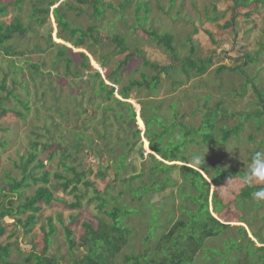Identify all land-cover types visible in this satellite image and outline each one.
I'll return each instance as SVG.
<instances>
[{
  "label": "trees",
  "instance_id": "16d2710c",
  "mask_svg": "<svg viewBox=\"0 0 264 264\" xmlns=\"http://www.w3.org/2000/svg\"><path fill=\"white\" fill-rule=\"evenodd\" d=\"M59 1L60 0H0V17L5 16L7 12H11V9H13L15 13L9 23L0 19V51L5 52L6 55L24 53V51L20 49V51H16L15 48L10 44L8 45V43L14 38V35H16L17 38L27 40L30 32L34 31L33 24L37 26L40 24L43 25L46 20H48L50 9L52 8V15L55 18L57 26L56 35L59 40L56 39V37L55 39L63 41L64 45L52 42L51 32H49L48 42L52 44L51 46L58 47L56 60L61 59V63L63 62L65 64L64 76L70 78V84L66 83L67 95L63 101H60L59 97L55 98L53 103H49L50 108H48V110L53 111L52 114L58 115L57 111L62 108L61 113L63 114L65 112L66 114V116L64 115L66 117V123L71 119L73 122L80 121L88 111H90L92 115L93 113L97 115V112L101 111L102 120L99 121V126L102 129L99 131L96 127L88 126L91 131L84 134L82 130L88 129L87 125L90 121L87 122L82 120L79 130H71L74 139L71 138V141H68L69 144L65 145L67 139L64 140L61 133H67L68 129L61 123L57 125L52 115H50V117L45 116L39 118L41 121L39 124H36L38 127L33 130L34 136L29 139V150L25 154L19 156V167L21 168L22 176L18 178L10 174L9 171H4V174L0 176V200L2 201L0 204V237L6 232V223L3 222L6 217L14 219L15 223L13 226L16 227L15 231L17 228H22L24 232H30L31 225L36 222L38 217L37 213L42 210V206H49L54 200L62 201V199L54 195V189H56L57 186H59L64 193L74 194V202H64L65 206L73 209L82 208L83 204L81 198L85 196L88 189L91 188L93 195L90 197V200L91 202H96L98 214L104 215L105 218H109L111 221L107 223V219L97 217V227H94L93 224L88 221H84L82 224L85 226L87 234L83 236V239H85V242L91 243L89 251L83 256L74 257L72 262L66 264H195V262L196 264H264V242L259 240L261 239L259 233L262 234V232L254 230V226L252 225L254 224V220L249 217V222L247 224L257 241L248 238L247 231L243 226H234L230 224V222L234 221L231 220L230 216L234 217V214H237L235 216L238 219L237 221L242 222L243 219L241 218L247 214L249 209L242 206L236 208L234 205L238 199H249L251 203H254L252 206L256 204H258V206L264 205V198L257 199L254 195L256 192L264 191V183L257 182L254 178L249 182H245L244 178L238 177L242 169L239 167H224L222 162L210 156V150L222 149L228 142L230 143L232 138L238 140L246 121H253L256 128L260 129L264 119V91H261L254 83L255 76L249 79L246 76L243 64L236 67L221 66V69H227L229 71H235L237 69L240 71L243 70L240 73L249 81L248 83H251V87L257 95L259 106L252 109L250 112L238 111L228 114L227 108L222 106V101H218L213 105H207L208 102L205 101L203 104L204 110L202 111L200 109L203 120L198 129L191 128L187 123H183L181 120L179 121L178 118L181 115H179L176 110V104H171L166 109L162 108V105L159 104L161 110L156 109V112L151 111L149 114L148 111H146V106L142 105L141 99L139 102L141 105V120L146 129V138L149 141V156L152 164L148 167V172L146 174L147 178L144 177L146 173L144 170L138 175H130L128 179L122 177L118 186L119 184L123 188L127 186L131 198L126 200L124 191H120L117 195H114L113 190L117 186L115 182L118 176H121L120 173L123 172L122 175H126L127 170H130V168L134 169L129 163V154L135 149V139H139L141 130L136 128V109L132 103L125 100L130 98V92L135 90V88L136 90L145 88L151 91L149 95L156 96L157 94H155L154 91H156L158 86L162 83L161 74L164 73L167 75L176 68H180L188 78L191 76V72L198 75L204 74L212 65V58L195 56L194 58L184 57L180 59L177 54L179 52L178 48L175 45H178V43H175L176 40L173 35L165 31L161 33L158 31L159 29L147 30V35L157 44L164 47V50L170 54L171 63L159 65L143 56L142 65H144L145 69L149 67L156 73L149 76L146 71L140 70V66H137L139 69L136 68L140 72L139 77L136 79H128L126 84H121L124 72L128 69L129 65L132 64L131 60L135 59L137 54L141 51L138 47H135L134 50H130L131 45L127 43L125 36H120L119 34H116L114 37L107 36L112 42L116 43V46L119 48L117 52L119 56L121 55V58L119 57V59H117L118 63L115 64L116 67L114 69L112 67L113 63L111 62V57L104 55L100 60L101 67L106 68L108 66L112 68L109 69L106 74V80L112 84L109 85L98 70L95 69L92 74H89L92 71V67L89 64V57L86 53H80L79 56L82 61L79 67L75 63L73 57L67 54V52L70 51V47H67L65 44L76 48L84 47L86 43L85 38L92 36L91 34L96 32V25H90L86 30L73 26L71 23L73 21L69 20L70 13L76 10L82 11V9L71 4V0L61 2L58 6L54 7ZM77 1L84 5H89L93 10L92 16L98 20L104 14L106 9L105 6L113 8L110 2L103 7L105 3L104 0ZM126 1L127 0H125V3ZM231 2L232 7H230V11L233 13V18L225 21L223 25L224 29L233 25L234 15L238 14L236 10H239L241 19H243V17L249 19L252 16H259L258 12H261L262 9L264 10V0H231ZM125 3H122L121 7L124 6ZM143 8L144 14L148 15L150 12L149 3L144 2ZM212 9L215 13L212 21L217 22L221 12L220 7L215 4L214 7L212 5ZM204 11L206 12L205 20L207 21V19L210 18L207 13L208 8L206 7ZM247 19L243 20L245 21ZM207 34L212 37L211 33ZM192 35H195V33ZM192 35L190 37H192ZM93 39L100 42L97 36H93ZM104 41L105 38L103 39V42ZM260 45L261 47L256 50L258 55L262 54L264 50V44L260 43ZM36 49L42 52L46 50L41 48L40 43L35 45L34 50ZM89 50L92 55H95L93 49L89 48ZM245 59L246 62L255 61L254 56L249 52L246 53ZM43 64L44 63L40 65L38 63L27 62V72L32 77V83L36 84L37 80H40V83L43 82ZM10 67L12 68L13 84L17 87L19 83L17 84L14 75L18 74V72H22L23 68H17L13 62ZM83 70L85 73H88L89 77H87L90 79H83V75L81 74ZM169 70L171 71L169 72ZM6 78L7 74H5L0 84V89L7 91L6 96L0 95V119L7 117L9 112L13 111L16 116L23 118L26 116V113L31 110V106L27 101L21 100L19 96L14 93L15 87L7 90L5 86ZM80 83L83 85V89L80 92L81 98L78 97L80 93H77V91L80 90L79 87L82 88L79 85ZM120 84L122 86L120 87V91H118L120 96L119 99L115 94V85ZM23 86L29 94V87ZM47 86L50 88L49 90L53 91L51 84ZM87 90H90L91 93L85 97V95H87ZM149 95L147 93V96ZM12 98L16 99L19 104L23 106V111L13 110L12 108L3 106L6 100ZM66 105H73L74 107L71 110H67V107H65ZM91 106L94 108L93 113ZM166 110H174V122L172 118H167L168 115L163 112ZM183 115L182 118H185ZM235 115H239L240 118L243 119V122L237 120L236 123L230 127L219 125L220 121H218V118L220 116L224 118L226 116H232L238 119ZM89 116L91 117V115ZM253 117L256 118L258 122H255ZM224 118L221 120H224ZM117 121L120 124H125V127L122 126L120 130L119 128L116 129L119 133L115 141L114 137L116 138L117 135H112V132L115 129V123ZM54 124L56 125L54 126ZM156 124L158 127H156ZM152 125L155 126L156 130ZM54 129H56L58 135ZM0 130L4 131V129L1 128ZM93 131L98 133V138L101 140L109 155L111 164L108 166V170L113 169L114 171L115 178L112 179L114 184L108 181L103 184L107 179L105 170L99 168L98 172L94 174L96 178L93 180L86 175L87 172H93V170L86 171L85 166L83 167L82 164L78 163V154L86 149L92 148L91 146L95 141V136L92 135ZM120 133H122V136ZM43 138L48 139V141L38 140ZM182 138L183 140L181 141ZM254 138L255 136L251 135L249 140L252 141ZM250 141H248L249 144ZM10 142L11 140L9 138H0V149H7ZM192 143L200 147L201 153L192 150L191 147L190 153H188L189 151H185V147ZM263 145L264 143L261 142L255 150L252 151L250 162H252L257 152L264 151V149H262ZM206 146L210 149H205L204 147ZM45 151H49L47 155L48 161L52 162L56 160V164H59V171L52 174L49 169H45L46 165L44 164V160L39 158V154ZM122 152L126 156L117 160L115 157L116 153ZM190 154L204 158L203 164L199 165L200 168L188 165L190 164ZM140 155L143 157L142 150L140 151ZM156 156H159L161 159L156 158ZM174 162H181L182 165L173 164ZM33 163L34 165L30 168L29 176H31L33 183L37 184L41 182L42 185L35 190L34 194L25 196L23 189L32 186V183L27 180L28 176L25 174L29 166ZM208 164L216 165L209 166ZM15 165L17 164L15 163ZM209 170H212V172H209ZM33 171H41V175L34 176L32 175ZM175 171L179 173L182 182L179 184L177 190L168 193V195H164V192L169 187L178 184L177 180L171 175L175 173ZM51 176H53L58 185L50 183ZM247 176H250V172L245 173V177ZM135 179H142V184L140 183L136 188H133L131 184ZM144 179H148V183H146ZM212 183L214 185V191L211 196L213 208L212 211H210L209 198L210 186ZM80 185L82 186L80 187ZM233 187L236 188L234 189ZM82 189H84V193H80L83 191ZM137 191H140V193L138 192L139 194H137ZM142 193L147 195L149 193H158L157 195L162 198L153 201L151 198L152 195H150L149 199H152L153 202L149 203L147 201L145 203V196ZM166 196L173 200L168 204H171V206L168 207L170 216L167 225L165 224L161 228L162 232L159 233L155 239H152L150 237L152 234L150 229L157 223V216H160L164 211L167 212L165 206H162V204L167 202L163 200ZM252 197L255 198V202L251 199ZM176 199L177 202H175ZM135 207L139 208V210H130L136 209ZM136 212L140 216L145 215L148 221L150 220L154 223L150 225L148 229L145 228L146 231H144L143 236H139V238L136 237L138 232L136 228L141 230V227L138 222H132L131 218L132 214ZM74 219H76V217ZM144 224H146V222H144ZM144 224L142 223V225ZM47 225L49 227L48 231H45V227L42 226V230L44 231V246L41 252L35 251L34 248L30 252H25L21 249L17 240L8 241L5 244L0 243V264H65L62 262V258L53 254L48 255L47 253L51 238L56 231L52 223V217H48ZM231 229H234V231L238 233L237 238L243 241H240L234 237V235H230V241L226 239L220 246L214 247V245H206L207 240H209V242L218 240L224 231ZM8 236L12 238L13 236L15 237L16 234L12 233ZM66 236L69 250L72 251L76 242L72 239V232L69 228H66ZM258 241L260 245L256 244ZM12 246H14L19 256L20 254L23 255V257H21L22 259L11 261ZM33 247H35V245ZM201 251L203 252V257L201 258L202 261L199 263L195 260V257ZM219 251L221 252L218 253ZM212 253H214L215 256H212ZM232 253L236 254L232 255Z\"/></svg>",
  "mask_w": 264,
  "mask_h": 264
},
{
  "label": "rangeland",
  "instance_id": "374dc122",
  "mask_svg": "<svg viewBox=\"0 0 264 264\" xmlns=\"http://www.w3.org/2000/svg\"><path fill=\"white\" fill-rule=\"evenodd\" d=\"M64 1L66 0H60L54 7L58 6ZM104 1L105 3L103 4V7L108 2H110L113 8L105 6V12L99 18V20L92 16L93 10L89 5L79 3L77 0L70 1L71 4L82 9V11L76 10L70 13L69 20L73 21L71 22L73 26H77L83 30H86L90 25H96V32H93L91 34L92 36L85 38L86 43L84 47L76 48L65 44L67 47H70V51H68L67 54L73 57L78 67L82 61L81 57L79 56L80 53L84 52L87 54L89 57V64L92 67V71L89 74H92L96 69L106 80V74L108 70L112 68H109L108 66L106 68L100 66V60L104 55L111 57L112 61H110L113 63V69L116 67L115 64L118 63L117 59H119V57L121 58V55L119 56L117 52L119 48L116 46V43L107 38V36L114 37L116 34L126 37L127 43L131 45L130 50H134L135 47H138L141 51L139 54H137L135 59L131 60L132 64H130L128 69L124 72L121 84H126L128 79L138 78L140 73L138 71L139 68L140 70L146 71L149 76H152L156 73L149 67H147L148 69H145L144 65H142L143 56L150 59L151 62L157 63L159 65L170 64V54L164 50V47L157 44L147 35L146 31L152 29H159L158 31L161 33L165 31L173 35L176 40L175 43H178V45H175L178 48L179 52L177 54L179 55L180 59H183L184 57L194 58L195 56L202 58H212V65L204 74L198 75L194 72H191V76L188 78L180 68H176L174 71L169 70V72L171 71L169 74H161L162 83L158 86L157 90L154 91V93L157 94L156 96L149 95L151 91L146 90L145 88H141L139 90H136L135 88V90L130 92V98L125 100L132 103L136 109V128L141 130L139 139H135V149L129 154V163L134 167V169L130 168V170H127L126 175H122L123 172L120 173L121 176H118L115 182L117 186L113 190L114 195H117L120 191H124V196L126 195V200H128L131 197L129 196L127 186L126 188H123L120 184L118 186V183L121 181L122 177L128 179L130 175H138L142 170L146 171L144 177L147 178L146 174L148 172V167L152 164L151 158L149 156V141L146 138V129L144 127V123L141 120V105L139 103L141 99L142 105L146 106V111H148L149 114L151 111L156 112V109L159 110L161 107L159 104H161L162 108L164 109H166L171 104H176V110L178 111V114L181 115L178 118L179 121L181 120L183 123H187L191 128L197 129L200 127V124L203 120L200 109L202 111L204 110L203 104L205 101L208 102L207 105H213L218 101H222V106L227 108L228 114L238 111L250 112L252 109H255L259 106L257 95L254 93L251 83H248L249 81H247L244 75L240 73L243 70L240 71L237 69L235 71H229L227 69H221L220 67H236L240 64H243L246 76L249 79L255 76L254 83L261 91H264V50L262 54L258 55L256 53V50L261 47L260 43L264 44V10L262 9L261 12H258L259 16H252L249 19H247V17H243V19H247L245 21L241 19L239 10H236L238 14L234 15V20L232 22L233 25L227 29H224L223 25L225 21L227 19L233 18V13L230 11V7H232L231 0H127L126 3L125 0ZM144 2L149 3L150 12L148 15L144 14ZM122 3H125V5L121 7ZM215 4H217L221 10L219 20L217 22L212 21L214 19L213 16H215L212 5L214 7ZM206 7L208 8L207 13L210 17L207 19V21L205 20L206 12L204 11L206 10ZM14 15L15 13L13 12V9H11V12H7L6 15L0 17V19H3L5 22L9 23ZM33 28L34 31L30 32L27 40L17 38V36L14 35V38L8 43V45L10 44L15 48L16 51L22 50L24 53L18 55H6L5 52L0 51V84L2 79L5 77V74H7L5 86L7 87V90L13 89L15 85L12 81V68L10 67L11 63L13 62L17 68L22 67L23 71L18 72V74L14 75V77L17 84L19 83L20 85L23 84L28 86L30 93L28 94L24 89V86H20L19 84L17 87H15L14 93L18 95L21 100L27 101L31 106V110L26 113V116L23 118L16 116L15 112L13 111L9 112L7 117L0 119V128L4 129V131L0 130V138H9L11 140L7 149H0V176L4 174V171H9L10 174L18 178L22 176L21 168L19 167V156L25 154L29 150V139L34 136L33 130L38 127L36 124L40 123V117H50V115H52V118L57 125L61 123L65 128L68 129L67 133H61V135L64 137V140L67 139V141H65V145H68V141H71V138H73V132H71V130H79L82 120L87 122L90 121L87 127H96L99 131L102 129L99 126V121L102 120V113L99 111L97 112V115H94L93 106H91L93 115L90 113V111H88L86 114H84L80 121L73 122L71 119L68 123H66L65 112L63 114L61 113L62 108L57 111L58 115L52 114L53 111L48 110V108H50L49 103H53L55 98L59 97L60 101H63L67 95L66 83L70 84V78L64 76L65 64L63 62L61 63V59L56 60L58 47L51 46L52 44L48 42L49 32H51L52 42L63 44V41H58L59 39L56 35L57 26L55 23V18L52 15V8L50 9V16L48 20H46L43 25L40 24L37 26L33 24ZM194 33L195 35H192ZM207 33H211L212 37H210ZM191 35L192 37H190ZM93 36H97L100 42L95 41ZM55 37L58 40H56ZM104 38L105 41L103 42ZM37 43H40L41 48L46 50L43 52L37 49L34 50V47ZM89 48L95 51V55L90 53ZM247 52L254 56L256 62H246L245 57ZM27 62L38 63L40 65L41 63H44L42 83H40V80H37L36 84L32 83V77L27 72ZM137 66L140 67L138 68ZM81 74L83 75L84 80L89 77L88 73H85L84 70L83 72L81 71ZM106 83L112 85L107 80ZM48 84L52 85L53 91L49 90L50 88L47 86ZM121 84L115 85V94L119 99L120 96L118 91L121 89ZM79 85L81 87L83 86L81 83ZM79 89L80 90L77 91L78 94L82 91L83 87H79ZM89 93H91V91L87 90V95H85V97H87ZM147 93L149 96H147ZM0 95L6 96L7 91L0 89ZM78 97L81 98V93L78 95ZM3 106L12 108L13 110L15 109L17 111H23V106L19 104V102L14 98L6 100L3 103ZM65 107H67V110H71L74 106L66 105ZM173 111L166 110L163 112L168 115L167 118H172L174 122L175 118L173 117ZM89 115H91V117ZM182 115L185 118H182ZM235 116L238 119L232 116H226L225 118L220 116L218 118V121H220L219 125L230 127L231 125H234L237 120L243 122V119H241L239 115ZM222 118H224V120H221ZM253 119L255 122H258L256 118L253 117ZM56 124H54V126ZM115 125L116 126L112 132V135H117L116 138L114 137L116 141L119 133L116 129L119 128L120 130L122 126L125 127V124H120L117 121ZM89 127L88 129L86 128L82 130V132L84 134L90 132L91 130ZM153 127L155 128V126ZM156 127H158L157 124ZM54 130L57 134L58 132L56 129ZM97 134V132L93 131L92 135L95 136V141L91 146L92 148H89L88 150L86 149L85 151L78 154V163L82 164L83 167L85 166L86 171L93 170V172H87L86 174L93 180L96 178L94 174L98 172L99 168L105 170L107 179L103 184L107 183V181L112 184L114 182L112 179L115 178V174L113 169L108 170V166L111 164V161L109 160V155L106 151V148H104V145L98 138ZM120 135L122 136V133H120ZM251 135L255 136L252 141L249 140ZM235 139L236 138H232L230 143L228 142L227 145L220 150H210V156L222 162L224 167H239L242 169L238 174V177L243 179L245 178V173L250 172V167L252 164V162H250V155L252 154V151H254L261 142L264 143V119L260 129L256 128V125L253 123V121H246L243 126V130L238 137V140ZM38 140L46 142L48 141V139L45 138ZM182 140L183 138L181 141ZM248 141H250L251 145L248 143ZM190 147L192 150H196L198 153H201L200 147L194 143L188 144L185 147V151H189L188 153H190ZM204 148L207 150L210 149L208 146ZM262 149H264V145L262 146ZM141 150L143 151V157L140 155ZM48 153L49 151H45L42 154H39V158L44 160V164L46 165L45 169H49L53 174L54 172L59 171L60 166L59 164H56V160L52 162L48 161ZM123 156L126 155L122 152L116 153L115 157L117 160H120ZM196 157V155L190 154V164L188 165L195 168H200V164L196 163ZM156 158L161 159L159 156H156ZM15 163L17 165H15ZM178 164L182 165L181 162H178ZM33 165L34 163L29 166L25 174L28 176V182L32 183L31 187L23 189L25 196L34 194L35 190L40 185H42L41 182H38L37 184L33 183L31 176H29L30 168ZM208 165L213 166L216 164ZM209 172H212V170H209ZM32 175L39 176L41 175V171H33ZM171 175L177 180L178 184L169 187L164 192V195H168V193L177 190L179 184L182 182L177 171ZM145 180L146 179H144V181ZM147 180L146 183H148ZM256 181L264 183V181ZM50 183L58 185L53 176H51ZM140 183L142 184V179H135L131 185L133 188H136ZM81 186L82 185H80V187ZM233 188L235 189L236 187ZM82 190L83 191L80 193H84V189ZM213 191L214 185L212 183L210 186L209 198L210 211H212L213 208L211 203ZM138 192L140 193V191H137V194H139ZM142 194L145 196V203L147 201L152 203L154 200L162 198L161 196L157 195L158 193H149V196L144 193ZM54 195L55 197L62 199V201L54 200L51 205L42 206V210L37 213L38 217L36 222L31 225V231L28 233L24 232L22 228H17L15 231L16 227L13 226L15 223L14 219L11 217L4 218L3 222L6 223V232L0 237V243L5 244L8 241L11 242L17 240L23 251L30 252L34 248L35 251L41 252V249L44 246V231L42 230V226L45 227V231H48V217H52V223L56 231L51 238V243L47 252L48 255L53 254L59 258H62V262L66 264L72 262L74 257H80L86 254L89 251L91 243H87L85 242V239H83V236L87 233L86 228L82 223L84 221H88L92 223L94 227H97V217L107 219V223H110L111 220L109 218H105V216L102 214H98V211L96 210V202H91L90 200V197L93 195L91 188H89L85 196L81 198L83 205L82 208L78 209H73L70 207L68 208L64 203L74 202V194L64 193L62 189L57 186V188L54 189ZM150 195H152L151 198L153 201L152 199H149ZM251 199L255 202V198L252 197ZM163 200L167 201L162 204V206H165V209H167V212L164 211V213H162L160 216H157V223L150 229L152 232L150 237L152 239H155L159 233L162 232L161 228L165 224L167 225V221L170 216V212L168 213V207L171 206V204H168L173 200L167 196L164 197ZM175 202H177V199ZM1 203L2 201L0 200V204ZM253 204L254 203H251L249 199H238L234 205L236 208L242 206L249 209L247 214L241 218L243 219L242 222L237 221L238 219L235 217L237 214H234V217L230 216L231 220H234L230 222V224L234 226H243L247 231L248 238L257 241V239L253 236L252 230L247 224L249 222V217L252 218L254 220V224H252L254 226L253 228L254 230L262 232L263 235L259 233L261 238L259 240L264 242V205L258 206V204H256L252 206ZM137 209L139 210V208L130 210L136 211ZM73 217H76V219ZM131 218L132 222H138L141 227V230L136 228V231H138L136 236L137 238H139V236H143V232L146 231L150 225L154 224L150 220L148 221L145 215L140 216L137 214V212L132 214ZM144 222H146V224H144ZM142 223L144 225H142ZM66 228L71 230L72 239L76 242V245L72 251L69 250ZM12 233H15L16 236L9 238L8 235ZM230 235H234V237L237 238L238 233L234 231V229L226 230L222 233L220 239L213 242H209V240H207L206 245H214V247L220 246L223 244L224 240L227 239L230 241ZM237 239L243 241L240 238ZM256 244L260 245L259 241L256 242ZM34 245L35 247H33ZM220 252L221 251L218 253ZM235 254L232 253V255ZM211 255L215 256L214 253ZM21 257H23V255L20 254L19 256L15 251L14 246H12V254L10 256L11 261L22 259ZM202 257L203 252L201 251L196 255L195 260L200 263L202 261Z\"/></svg>",
  "mask_w": 264,
  "mask_h": 264
},
{
  "label": "clouds",
  "instance_id": "9594fccd",
  "mask_svg": "<svg viewBox=\"0 0 264 264\" xmlns=\"http://www.w3.org/2000/svg\"><path fill=\"white\" fill-rule=\"evenodd\" d=\"M64 43V42H63ZM204 158L196 157L197 164H203ZM178 163V162H175ZM258 181H264V151L257 152L253 157L250 167V176L245 177V182H249L251 179ZM257 198H264V191L254 193Z\"/></svg>",
  "mask_w": 264,
  "mask_h": 264
},
{
  "label": "water",
  "instance_id": "95a60500",
  "mask_svg": "<svg viewBox=\"0 0 264 264\" xmlns=\"http://www.w3.org/2000/svg\"><path fill=\"white\" fill-rule=\"evenodd\" d=\"M173 164H178V163H175V162H174Z\"/></svg>",
  "mask_w": 264,
  "mask_h": 264
}]
</instances>
